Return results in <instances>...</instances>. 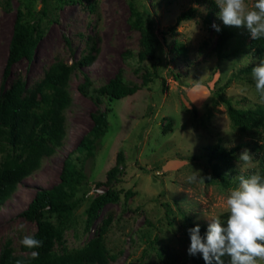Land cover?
Returning <instances> with one entry per match:
<instances>
[{"label":"rangeland","instance_id":"obj_1","mask_svg":"<svg viewBox=\"0 0 264 264\" xmlns=\"http://www.w3.org/2000/svg\"><path fill=\"white\" fill-rule=\"evenodd\" d=\"M129 2L149 27L153 60L137 59L139 32L128 24ZM254 2L246 0L249 9ZM17 8H30L39 17L43 32L32 57L17 60L3 76ZM189 8H193L192 17L175 23L176 16ZM219 11L215 0H0V89L15 80L31 87L56 61L70 66L65 85L69 104L60 114L61 145L42 156L38 166L1 202L0 248L13 255L24 254L20 240L34 232L35 223L18 212L36 188L57 181L63 157L89 128V113L95 109L105 112L106 129L92 159H82L77 165L86 175L75 192L80 201L65 221L43 213L51 223L60 222L61 237L52 246L54 252L79 248L100 233L107 249L101 264H176L190 256L188 229L199 225L204 236L208 219L219 216L226 222L229 191L256 163L253 158L247 166L239 161L246 149L240 146L229 168H217L222 181L203 148L219 143L228 149L245 137L230 127L226 99L234 107L261 101L252 70H239L256 62L244 47L250 32L229 26L233 35L225 44L228 55L214 53L217 31L213 25L225 26ZM174 46L185 49L178 55ZM82 56L90 61L79 64ZM151 63L156 64L157 78L151 76L142 84V74L151 70ZM118 68L123 82L138 89L120 99L100 95L98 87ZM83 74L89 80L87 95L77 90ZM119 150L123 162L115 177L106 179L105 172ZM193 171L201 178L189 182ZM106 188L117 190L118 200L105 204L85 229L87 204Z\"/></svg>","mask_w":264,"mask_h":264},{"label":"trees","instance_id":"obj_2","mask_svg":"<svg viewBox=\"0 0 264 264\" xmlns=\"http://www.w3.org/2000/svg\"><path fill=\"white\" fill-rule=\"evenodd\" d=\"M44 3V0H41ZM41 14L44 12L41 6ZM193 8L180 12L175 23L192 17ZM128 24L139 32L137 53L139 61L154 59V44L148 25L141 18L140 12L129 2ZM213 46L217 57L228 55L225 44L233 35L229 26L219 27ZM43 29L39 17L30 8H17L12 20L11 31L7 43V51L3 65V76H6L11 65L21 58L30 59L35 46L42 36ZM236 37V36H235ZM241 40V39H237ZM238 43H242L238 41ZM249 57L256 62L239 68L241 72H249L264 59V39L254 40L250 37L244 46ZM182 46H174L176 54L184 51ZM225 51V52H224ZM90 58L82 56L79 64H87ZM70 66L60 61L51 63L43 72L42 77L31 87H26L22 81H13L7 89H0V204L13 189L16 183L30 174L39 163L42 156L48 155L61 145L63 126L61 110L69 104L65 90ZM121 69L97 89L100 95L110 99H120L132 95L138 87L127 85L122 80ZM84 75V74H83ZM176 75V74H174ZM157 78L156 64L151 63V70L143 72L142 84L150 81V77ZM89 84L84 75L83 82L77 90L87 95L86 87ZM162 79L160 87L162 88ZM95 103L96 101L93 100ZM227 118L230 127L245 135L234 146L225 149L219 143L208 144L203 149L205 157L210 162L213 171L221 178L222 174L217 168H229L234 159L235 151L245 147L253 156L255 166L245 174L250 177L256 173L264 176V103H249L245 107H234L229 100H225ZM91 124L80 136L75 145L63 157L57 174V181L49 187H38L25 207L18 215L33 220L35 230L30 235L43 241L39 249H27L19 243V249L24 254L13 255L7 248H0V264H101L107 257V249L100 233L89 239L83 246L67 250L62 248L59 253L52 250L55 242H59L61 229L59 223L65 221L75 208L80 198L75 192L80 184L86 181V175L78 165L82 159H92L98 138L105 132V112L95 109L89 113ZM169 126V124H167ZM121 150L115 154L114 164L105 172L106 179H112L118 172V166L123 162ZM224 181L223 178H221ZM97 185L101 182H95ZM129 194L125 193L127 197ZM118 200V191L106 188L96 194L87 204L85 212V229H88L96 219L99 210L107 203ZM55 215L60 221L51 223L43 213ZM39 253L33 257L31 253ZM228 264L229 258H223ZM176 264H205L202 254L189 256L187 261Z\"/></svg>","mask_w":264,"mask_h":264},{"label":"clouds","instance_id":"obj_3","mask_svg":"<svg viewBox=\"0 0 264 264\" xmlns=\"http://www.w3.org/2000/svg\"><path fill=\"white\" fill-rule=\"evenodd\" d=\"M220 9L218 18L225 26L245 27L254 40L264 39V0H255L249 9L246 0H215ZM220 31L218 25H213ZM255 91L264 103V59L251 71ZM253 156L245 149L239 156L245 166ZM201 176L194 172L189 182ZM238 185L229 191L226 198L228 215L226 222L219 216L209 220L206 234L201 236L199 225L188 229L190 247L188 255L202 254L205 264H259L264 261V176L259 173L238 178ZM102 192V191H101ZM20 243L27 249H39L43 241L25 235ZM33 257L38 252L31 253ZM19 264V262H18Z\"/></svg>","mask_w":264,"mask_h":264}]
</instances>
